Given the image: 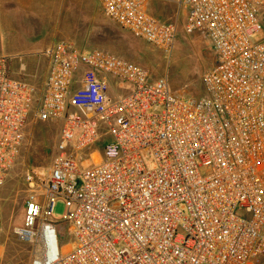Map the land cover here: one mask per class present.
I'll use <instances>...</instances> for the list:
<instances>
[{
    "label": "built area",
    "instance_id": "1",
    "mask_svg": "<svg viewBox=\"0 0 264 264\" xmlns=\"http://www.w3.org/2000/svg\"><path fill=\"white\" fill-rule=\"evenodd\" d=\"M94 1L120 29L172 51L177 26L154 17L150 0ZM176 3L184 32L212 55L197 98L172 94L165 77L106 50L84 53L64 40L44 52L40 91L11 77L0 55V186L31 115L59 128L47 174H24L23 224L12 234L28 245L27 264L264 257V40H253L264 28V0ZM57 200L70 241L62 250L51 220Z\"/></svg>",
    "mask_w": 264,
    "mask_h": 264
},
{
    "label": "rangeland",
    "instance_id": "2",
    "mask_svg": "<svg viewBox=\"0 0 264 264\" xmlns=\"http://www.w3.org/2000/svg\"><path fill=\"white\" fill-rule=\"evenodd\" d=\"M176 1L150 0L154 15L177 26L173 49L164 54L107 20L94 0H2L0 55L8 58L11 77L20 75L27 81V71L17 74L20 63L26 64L25 57L65 40L84 53L92 49L106 50L141 66L153 79L165 77L172 94L197 98L203 93L202 76L212 65V55L197 34L184 32V16ZM253 40H264V28L253 35ZM80 73L78 70L75 77ZM81 87L74 84L72 91ZM58 137V124L33 121L31 115L15 163L0 186V264L28 262V245L18 242L12 234L13 227L23 224L24 174L27 170L40 176L47 174ZM108 139L109 136L103 138ZM64 213L63 202L57 200L51 220L57 223L61 250L70 243L67 226L61 223Z\"/></svg>",
    "mask_w": 264,
    "mask_h": 264
},
{
    "label": "crops",
    "instance_id": "3",
    "mask_svg": "<svg viewBox=\"0 0 264 264\" xmlns=\"http://www.w3.org/2000/svg\"><path fill=\"white\" fill-rule=\"evenodd\" d=\"M2 5H3V2H2V0H0V9H1ZM149 11L152 13V15L154 17H156L160 21H163L160 18H158L156 15L153 14L152 9L150 7V1H149ZM163 22H166V21H163ZM168 23H174V22H168ZM48 47H46L44 50H41L39 54L27 55L25 57L26 64L20 63L19 68H18L17 74L22 73V72H26V71L28 72L29 80H27V81L30 82L31 84H33L34 87L37 89V91L41 90V87L43 85V82H44L46 75H47V72H48V60H47L46 56L44 55V52ZM13 78H16V77H13ZM17 78L22 79V76L17 75Z\"/></svg>",
    "mask_w": 264,
    "mask_h": 264
},
{
    "label": "trees",
    "instance_id": "4",
    "mask_svg": "<svg viewBox=\"0 0 264 264\" xmlns=\"http://www.w3.org/2000/svg\"><path fill=\"white\" fill-rule=\"evenodd\" d=\"M253 264H264V257H258L254 260Z\"/></svg>",
    "mask_w": 264,
    "mask_h": 264
}]
</instances>
